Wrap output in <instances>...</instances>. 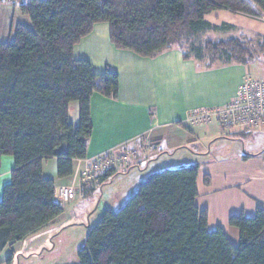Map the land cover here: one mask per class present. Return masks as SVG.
Listing matches in <instances>:
<instances>
[{"label":"trees","instance_id":"1","mask_svg":"<svg viewBox=\"0 0 264 264\" xmlns=\"http://www.w3.org/2000/svg\"><path fill=\"white\" fill-rule=\"evenodd\" d=\"M20 9L32 28L18 25L13 40L0 41V167L5 155L14 159L0 200V254L63 213L44 162L55 158L58 177L72 176L93 131L91 96L118 95L116 71L97 74L75 57L96 24H109L115 47L143 57L183 45L211 62L246 63L254 54L244 37L199 45L205 30L217 28L205 16L226 9L263 17L264 0H30ZM72 102L79 104L77 124ZM116 173L104 172L99 187ZM198 175L197 164L152 173L118 211L104 210L77 252L80 264H264V207L253 217L230 216L240 234L235 246L224 229L208 228L207 210L196 203ZM98 189L88 183L82 196Z\"/></svg>","mask_w":264,"mask_h":264},{"label":"crops","instance_id":"2","mask_svg":"<svg viewBox=\"0 0 264 264\" xmlns=\"http://www.w3.org/2000/svg\"><path fill=\"white\" fill-rule=\"evenodd\" d=\"M29 1L0 0V41L13 40L18 25L32 28L30 17L20 9L21 3ZM205 19L217 28L205 30L201 34L204 41L199 45L209 40L244 37L250 42L253 58L246 63L224 58L211 62L206 54L198 56L183 45H175L152 57H143L131 50L115 47L110 40L109 24H96L93 31L76 45L75 57L88 59L97 74H103L107 68L116 71L119 74L118 95L109 97L95 92L91 96L93 131L87 140L86 158L75 161L74 174L60 179L55 158L44 162L43 173L53 178L57 187L80 184L79 173L87 159L113 149L130 152V167L121 166L116 169V174L105 177V182L100 185L98 190L104 197L107 193L116 192L115 182L120 184L132 176L142 175V181L145 180L143 167L148 159L153 158V153L165 154L173 149L175 152L181 148L185 150L187 145L196 146L198 151L194 155L198 156V162L195 164L199 166L196 203L201 210H207L208 228L221 227L231 242L238 246L239 230L229 224V218L238 213L253 217L259 207H264V145L249 150L247 142L238 136L225 137L220 132L218 121H212L209 128L207 125L192 126L187 116L194 108L222 107L230 103L247 75L264 80V51L260 50L264 41V16L253 17L224 9L207 14ZM69 113L71 121L77 124L78 102L71 103ZM202 139H213L211 148L229 144L233 147L229 149L233 150L212 151L210 148L205 152L200 148ZM13 168V157H3L1 198L3 187L11 181ZM47 169L49 175L45 174ZM137 183L125 193L122 203L135 192ZM131 191L134 192L130 194ZM83 206L88 213L92 209L83 204L82 210ZM59 217L27 238L44 234L49 238L56 236L65 228L63 224L52 228ZM69 220L67 223L74 221L72 224H77L73 217Z\"/></svg>","mask_w":264,"mask_h":264},{"label":"rangeland","instance_id":"3","mask_svg":"<svg viewBox=\"0 0 264 264\" xmlns=\"http://www.w3.org/2000/svg\"><path fill=\"white\" fill-rule=\"evenodd\" d=\"M215 121L217 122V120ZM209 126L210 124L206 127L209 128ZM220 132L225 137L238 136L240 140L247 142L246 144L249 150L254 147L261 148V145H264V131L253 132L249 136L246 134L229 135L222 129ZM212 140L213 139H208L203 141L202 139L200 148L205 149V152L210 151L211 149L212 151H222L225 149L228 151L233 150L229 149V147L233 148L229 144H222L215 147L213 146V148H211L210 146L212 144ZM195 151H198L196 146L187 145L185 150L184 148H181L180 151L175 152L173 149L167 151L165 154L153 153V158L148 159L143 167V172L146 176L145 180L152 173L165 168H176L183 165L195 164L198 162V156L194 155ZM4 157L12 158L13 156L5 155ZM149 163L150 165L148 166ZM49 172L50 171L47 169L45 174L49 175ZM142 176H132L120 184L119 182H115L114 191L116 192L113 194L107 193L104 197H102L101 190H96L95 193L89 192L86 196L80 198L77 201L67 204L61 202L64 207V211L58 218V221L53 224L52 228L55 229L62 224V227L65 228H63L61 231L58 230L60 232L51 238H49L47 234L38 236L37 238L35 236H30L28 238L25 237L20 242H16L11 246L8 245L0 254V262H2L1 264H80L77 252L85 245L86 237L90 229L98 222L104 210L111 208L113 211H118L124 205L125 201L122 203V200L125 196V193L129 189L131 190L136 182H138V185H136L137 189L140 182L142 181ZM133 177L135 178L133 179ZM133 192L134 191H131L130 194ZM83 204H85L87 207H92L89 213L84 210V206L82 210ZM72 217L74 220H76L77 224H72L74 221L67 223L70 221L69 219H72ZM11 255L12 259L8 262V258Z\"/></svg>","mask_w":264,"mask_h":264},{"label":"built area","instance_id":"4","mask_svg":"<svg viewBox=\"0 0 264 264\" xmlns=\"http://www.w3.org/2000/svg\"><path fill=\"white\" fill-rule=\"evenodd\" d=\"M214 120H217L221 129L229 135L263 130L264 80L247 75L239 87L237 96L230 103L222 107L194 108L187 116V121L193 126L209 125ZM131 156L130 152L113 149L87 159L79 173L80 184L56 187V198L66 204L82 198L84 185L91 183L99 188L100 176L106 171L128 165Z\"/></svg>","mask_w":264,"mask_h":264}]
</instances>
